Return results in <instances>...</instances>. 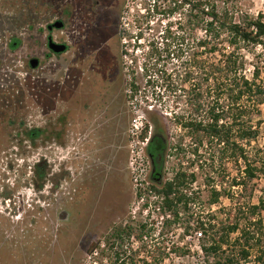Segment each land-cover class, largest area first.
Returning a JSON list of instances; mask_svg holds the SVG:
<instances>
[{"label":"rangeland","instance_id":"1","mask_svg":"<svg viewBox=\"0 0 264 264\" xmlns=\"http://www.w3.org/2000/svg\"><path fill=\"white\" fill-rule=\"evenodd\" d=\"M112 1L119 6L105 64L113 67L108 69L113 78L118 77V84L112 79L110 88L119 87L121 92L111 98L115 100L105 119L90 117L83 111L75 119L68 117L72 50L59 55L47 46L49 35H62L48 30L59 0H0V264H91L93 260L110 264L111 249L100 246L99 254L89 259L90 249L103 242L107 247L105 241L111 239L114 227L137 226V220L150 221L155 228L140 253H162L161 264H202L199 236L193 231L186 234L185 224L171 225L162 235V216L150 190L153 164L147 153L146 189H135L129 168L130 130L135 119H141L149 124L148 137L151 136V115L158 119L168 139L162 179H172L179 170L195 175L191 186L199 198L192 205L194 218L214 215L218 219H235L238 207L264 201V177L253 179L248 189L232 187L233 179L243 175L244 164L223 155L222 144L207 139L200 143L198 137L173 121L174 113H192L191 101L204 90L199 87L203 80L198 64L202 60L198 46L202 32L194 22L187 21V8L171 19L182 23L186 37L182 58L167 66L171 79L164 78L154 88L138 68L142 89L132 96L129 82L134 72L137 77V64L131 65L130 59L138 56L141 66L143 56L140 48L129 46L123 29L134 27L137 15L149 0ZM216 5L220 11L228 9L235 21L264 13V0H217ZM166 20L163 21L167 23ZM156 22L153 20L150 27H155ZM143 27H147L146 23ZM14 39L20 44L11 48ZM125 50L132 56H124ZM242 53L246 74L251 77L253 66H258L264 81V45L247 46ZM194 56L198 58L193 60ZM33 58L39 60L35 68L30 65ZM37 127L43 129L42 136L28 141L25 131ZM57 131L61 133L59 140L55 138ZM69 132L75 133L76 159H71L68 152L73 146L69 145ZM245 146L248 155H260L259 150H264V124L258 139ZM44 158L55 168L65 165L77 173L63 180L51 199L41 200L28 179L32 166ZM213 188L225 189L228 194L210 205ZM8 193L11 197L6 199ZM259 215L264 219V208ZM135 235L116 247L137 263ZM173 244L183 247L185 255L184 251L181 255L171 252ZM102 249L107 260L101 256ZM248 264L261 263L252 256Z\"/></svg>","mask_w":264,"mask_h":264},{"label":"trees","instance_id":"2","mask_svg":"<svg viewBox=\"0 0 264 264\" xmlns=\"http://www.w3.org/2000/svg\"><path fill=\"white\" fill-rule=\"evenodd\" d=\"M216 1L149 0L145 3L144 11L137 15L134 27L123 29V35L129 39V46L140 48L142 52L141 66L138 56H132L128 50L123 51V55L132 56L131 65L137 64V77L133 71V78L129 82L132 96L138 95L142 89L138 68L142 70L146 82L154 88L164 78L170 80L171 71L167 66L182 58V47L186 41L182 23L171 19L187 8V21L194 22L202 32L198 42L202 49V60L198 64L203 80L199 87H204V90L191 101L193 112L174 113L173 121L188 134L198 137L200 143L207 139L222 144L223 155L228 154L236 163L242 162L243 175L235 177L231 186L248 189L253 179L264 177V150H259L260 155L257 153L258 157L254 158L248 155L245 146L258 139L264 124V81L260 78L258 66H253L251 77L246 74L242 50L251 45H264V13L235 21L228 9H218ZM166 18L167 23L163 21ZM155 19L156 26L150 27ZM144 23L147 27H143ZM19 44L20 40L14 39L10 46L14 48ZM195 58L198 57L194 56L193 60ZM206 96L210 98L209 101H206ZM145 104L152 105L149 101H145ZM150 120L154 125L147 146V154L153 164L150 190L157 196L158 211L164 219L162 235L164 229L182 222L186 234L193 231L199 236L202 264H248L252 256L256 263L264 264V219L259 215L264 208V201L238 207L236 216H239L235 219H218L214 215L194 218L191 209L199 198L198 191L191 186L195 175L179 170L172 179H162L168 139L159 127L158 119L151 115ZM148 128L147 123L142 139L148 137ZM25 134L30 142H34L43 134V129L31 128ZM223 194H228L225 189H211L210 205L218 203ZM154 230L152 222L143 220H137V226L129 224L114 227L111 234L113 241L106 240L107 247L104 246L106 250L113 251L110 264H161L164 261L162 253H140V248H146V239ZM135 234L137 263L134 258H127L126 251L116 247L120 241L123 243L125 238L129 239ZM100 246L93 245L90 254L100 249ZM170 250L179 255L182 251L183 255L186 252L175 244ZM101 256L107 260L104 249L101 250Z\"/></svg>","mask_w":264,"mask_h":264},{"label":"flooded vegetation","instance_id":"3","mask_svg":"<svg viewBox=\"0 0 264 264\" xmlns=\"http://www.w3.org/2000/svg\"><path fill=\"white\" fill-rule=\"evenodd\" d=\"M118 6L119 4L110 0H59L56 17L51 24L60 23L61 26H54L50 33L62 32V35L57 34L55 38L53 35L49 36L55 43L66 46L65 51L55 54L60 55L72 50L69 76L71 104L68 108L70 118L76 119L83 111L89 113L90 117L96 115L105 119L109 106L115 100L111 98L121 92L119 87L110 88L113 80L115 85L118 84V77L113 78V73L108 71L113 67L109 68L108 64H105L108 44L114 36ZM115 33H118V29ZM74 134L69 132L68 135L69 145H73L68 151L71 159L78 158ZM55 138H61L60 131H57ZM76 171L67 170L65 165L55 168L44 158L32 166L28 181L33 183L39 199H51L63 180ZM5 196L9 199L11 194Z\"/></svg>","mask_w":264,"mask_h":264},{"label":"built area","instance_id":"4","mask_svg":"<svg viewBox=\"0 0 264 264\" xmlns=\"http://www.w3.org/2000/svg\"><path fill=\"white\" fill-rule=\"evenodd\" d=\"M145 127L146 125L144 124L143 120L135 119L134 123L132 124V128L130 130L131 155L129 160V168L131 170V175L135 189L138 190H142L145 186L144 181H145V174L147 171L145 153H147V146L149 143L150 136L142 139L141 135ZM152 197H154L155 199L157 198V196L154 195V193L152 194ZM140 202L142 203L144 202V196L142 194L140 196ZM157 209L159 210L158 206ZM162 220H164L163 217ZM160 224L163 225V221H161ZM101 246L103 247L105 246L104 242L101 244ZM96 255H98L97 249L94 250V252L90 255L89 259H92V257ZM91 264H98V263L95 260H93Z\"/></svg>","mask_w":264,"mask_h":264},{"label":"water","instance_id":"5","mask_svg":"<svg viewBox=\"0 0 264 264\" xmlns=\"http://www.w3.org/2000/svg\"><path fill=\"white\" fill-rule=\"evenodd\" d=\"M54 26L55 27H59L61 25H60V23L50 24V25H48V30L49 31L52 30V28ZM47 46L50 49V51L53 52V53H61V52L66 50V46L65 45L55 43L51 36H48ZM38 64H39V60L38 59L33 58V59L30 60L31 67L35 68L36 66H38Z\"/></svg>","mask_w":264,"mask_h":264}]
</instances>
